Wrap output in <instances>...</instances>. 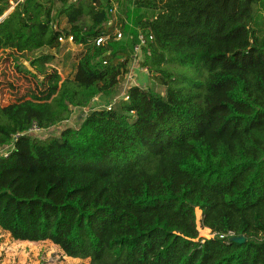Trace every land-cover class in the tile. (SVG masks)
I'll return each mask as SVG.
<instances>
[{
	"label": "trees",
	"instance_id": "obj_1",
	"mask_svg": "<svg viewBox=\"0 0 264 264\" xmlns=\"http://www.w3.org/2000/svg\"><path fill=\"white\" fill-rule=\"evenodd\" d=\"M114 1L22 0L0 20V50H58L69 36L83 47L64 80L34 68L48 56L23 68L11 55L43 90L0 122V148L13 146L0 156V229L21 243L50 241L65 264H264V0H161L153 20L126 9L119 49L112 36L95 43ZM10 7L0 0V18ZM138 31L153 35L138 63L164 94L132 85L78 127L27 133L98 97L111 103ZM196 209L206 229L245 243L197 240Z\"/></svg>",
	"mask_w": 264,
	"mask_h": 264
},
{
	"label": "rangeland",
	"instance_id": "obj_2",
	"mask_svg": "<svg viewBox=\"0 0 264 264\" xmlns=\"http://www.w3.org/2000/svg\"><path fill=\"white\" fill-rule=\"evenodd\" d=\"M103 1L106 3L107 0ZM142 3V0L114 1L112 8H115L116 12L112 27L116 30H121L120 17L126 9L140 8L141 11L152 20L156 19L159 14L163 12V9H161V0H157L155 7H148ZM59 7L60 4H56L53 12H55ZM110 28L105 26V30L111 33L112 36L113 29ZM127 41L128 38H122L120 41H115L116 43H114V48H123ZM82 50L83 47H77L69 43H63L62 47L58 50H36L33 48L21 50L17 44H8L2 47L0 50V122L5 123L10 119L9 112L13 107L22 101L32 100L35 95H38L43 90V87L37 83L36 80L30 77H25L15 71L14 61L11 55L20 58L19 63L23 68H27L29 62L33 61L35 58L48 56V60H43L39 64H35L34 68L39 69L42 76L49 75L54 71H57L61 76V80H64L67 78L72 79L74 77L77 60ZM138 61L139 60H132L130 63L129 68L131 70L132 77L129 78L130 83L128 86L140 85L150 87L155 91L164 94V87L155 84L148 72L145 73L143 70H140L141 66ZM127 77L128 76L126 75L123 79L119 92L113 97V99L118 96L121 98L124 95L122 84L126 81L125 79ZM108 104L109 103H104L102 98L98 97L92 101L90 106L83 108L84 110H73L71 117L66 122L56 125L45 132L36 133L35 135H39L41 137L47 135L56 136L66 127H78L83 117H85L84 115L92 110L107 106ZM198 211L197 209L195 210V224L198 232V238H211L210 236H212V234L210 233V236L208 234L209 228L204 229L201 225V217H199ZM201 213L202 212H200V214ZM1 256L2 258L0 259V264H35L38 262H47L48 264H65L67 262L65 259L67 256L63 254L62 250L58 246L52 244L50 241L37 242L34 243V245L21 243L20 241L14 240L9 233L0 229V257ZM78 264H89V259L81 260Z\"/></svg>",
	"mask_w": 264,
	"mask_h": 264
},
{
	"label": "built area",
	"instance_id": "obj_3",
	"mask_svg": "<svg viewBox=\"0 0 264 264\" xmlns=\"http://www.w3.org/2000/svg\"><path fill=\"white\" fill-rule=\"evenodd\" d=\"M115 12H116L115 8L109 9V11H108V13H109V19L107 20L105 26L106 27L108 26L109 28L111 27L110 29H113V32H112L113 39L115 41H120L122 38L125 39V35L122 33L121 30H116V29H114L112 27V25L114 24ZM0 20H1V18H0ZM110 36H111V33H107V34H103V35L99 36L95 40L96 45H101V44L105 43L110 38ZM137 40H138V42L136 44H134V46L132 48V55L131 56H132V60L133 61L139 60L142 57V48L145 47V46H147L148 42H152L153 41V35L151 33L150 34H145V33L141 32V31H138ZM59 41L60 42H63L64 40H63V38H59ZM73 41H74V39H73L72 36H69L67 38V40H66L67 43L72 44V45H73ZM140 70H143L145 73L148 72L147 68H145V67H140ZM131 75L132 74H131V70H130L128 72V74H127L128 77L125 79L126 81L122 84L123 85V91H124L123 93H124V95L121 98H119V96L116 97V98H114L111 103H109L107 106H104L107 110H110L111 107L113 106V104L115 102H117L118 100H120L122 98H125V99L127 98L125 96V92L130 87V86H128V84L130 83L129 78L132 77ZM86 115H84V116H86ZM39 132H40L39 128H37L36 125H33L32 128H30L27 133L36 134V133H39ZM12 149H13L12 144H9V145H6L4 147H1L0 148V156H2V157H8V155L10 154V152L12 151ZM199 211L201 212V210H199ZM199 217H201L200 220L202 222V213L200 214ZM201 225H202V223H201ZM202 227H204V226L202 225ZM204 229H206V227H204ZM208 231H209V233H208L209 236H210V233L212 234V236H210L211 238L218 237L225 244L231 243V238L237 236L233 231H229L226 234L213 233L210 229H208ZM211 238H206V239H211ZM199 239H201V238H198L197 240H199ZM201 240L203 242L205 239H201ZM1 258H2V256L0 257V259ZM35 264H48V263L47 262L46 263L45 262H42V263L41 262H38V263H35Z\"/></svg>",
	"mask_w": 264,
	"mask_h": 264
},
{
	"label": "crops",
	"instance_id": "obj_4",
	"mask_svg": "<svg viewBox=\"0 0 264 264\" xmlns=\"http://www.w3.org/2000/svg\"><path fill=\"white\" fill-rule=\"evenodd\" d=\"M20 1H22V0H9V4L11 5V7H10V9L1 17V19H3V18H5L12 10H13V8H14V6L18 3V2H20ZM102 2H104L103 0H101ZM105 3V2H104ZM89 22H90V20H89V18L88 17H85L84 18V20H83V23H85V24H89ZM62 24H63V26H62ZM61 26L62 27H65L66 26V22H65V20L63 19L62 21H61Z\"/></svg>",
	"mask_w": 264,
	"mask_h": 264
},
{
	"label": "water",
	"instance_id": "obj_5",
	"mask_svg": "<svg viewBox=\"0 0 264 264\" xmlns=\"http://www.w3.org/2000/svg\"><path fill=\"white\" fill-rule=\"evenodd\" d=\"M246 238L244 236H235L231 238V242L236 243V244H243L245 243Z\"/></svg>",
	"mask_w": 264,
	"mask_h": 264
},
{
	"label": "bare ground",
	"instance_id": "obj_6",
	"mask_svg": "<svg viewBox=\"0 0 264 264\" xmlns=\"http://www.w3.org/2000/svg\"><path fill=\"white\" fill-rule=\"evenodd\" d=\"M198 215L200 216V212L198 211ZM208 236V235H207Z\"/></svg>",
	"mask_w": 264,
	"mask_h": 264
}]
</instances>
